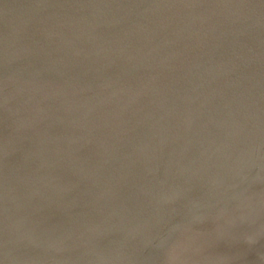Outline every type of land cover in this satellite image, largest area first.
I'll return each mask as SVG.
<instances>
[{"label":"water","instance_id":"water-1","mask_svg":"<svg viewBox=\"0 0 264 264\" xmlns=\"http://www.w3.org/2000/svg\"><path fill=\"white\" fill-rule=\"evenodd\" d=\"M0 264H264V0H0Z\"/></svg>","mask_w":264,"mask_h":264},{"label":"bare ground","instance_id":"bare-ground-1","mask_svg":"<svg viewBox=\"0 0 264 264\" xmlns=\"http://www.w3.org/2000/svg\"><path fill=\"white\" fill-rule=\"evenodd\" d=\"M251 246L255 247L254 245H251Z\"/></svg>","mask_w":264,"mask_h":264}]
</instances>
